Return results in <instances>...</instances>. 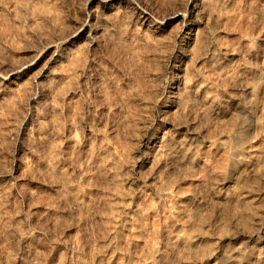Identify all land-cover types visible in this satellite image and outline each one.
Instances as JSON below:
<instances>
[{
	"label": "rangeland",
	"instance_id": "1",
	"mask_svg": "<svg viewBox=\"0 0 264 264\" xmlns=\"http://www.w3.org/2000/svg\"><path fill=\"white\" fill-rule=\"evenodd\" d=\"M263 229L264 0H0V264H264Z\"/></svg>",
	"mask_w": 264,
	"mask_h": 264
},
{
	"label": "bare ground",
	"instance_id": "2",
	"mask_svg": "<svg viewBox=\"0 0 264 264\" xmlns=\"http://www.w3.org/2000/svg\"><path fill=\"white\" fill-rule=\"evenodd\" d=\"M20 66H21V65H20ZM20 66H19L20 70H23V69L26 68L28 65L21 66V67H20ZM243 87H244V86H243ZM247 87H248V86H247ZM251 87H252V86H251ZM243 89H244V88H243ZM247 90H248V89H246V91H247ZM251 90H252V88H251ZM248 92H249V91H248ZM238 120H239V119H238ZM240 120H242V119H240ZM239 123H240V121H239ZM262 224H263V223H262ZM263 230H264V229H263ZM256 232H257V231H256ZM261 233H262V232H261ZM250 234H252V233H250ZM258 235H259V234H258ZM260 235H261V234H260ZM255 236H256V235H255ZM261 236H262V235H261ZM253 237H254V236H253ZM258 237H259V236H257V238H258ZM247 238H248V236H247ZM254 239H256V238L254 237ZM258 239H259V238H258ZM252 240H253V239H251V241H252ZM247 241H250V239H249V240L247 239ZM247 241H246V242H247ZM246 242H243V243H246ZM243 243H242V244H243ZM252 243H253V242H252ZM255 243H257V242H255ZM253 245H254V244H253ZM255 245H256V244H255ZM256 246H257V245H256ZM256 246H255V247H256ZM262 246H263V245H262ZM243 247H244V246H243ZM245 248H246V247H245ZM252 248H253V247H252ZM241 249H243V248L241 247ZM263 249H264V247H263ZM238 250H239V249H238ZM250 250H252V249H250ZM254 250H255V248H254ZM256 250H257V249H256ZM234 251H235V250H234ZM246 251H247V250H246ZM248 251H249V250H248ZM237 252H238V251H237ZM232 253H233V252H232ZM232 253H231V254H232ZM248 253H249V252H248ZM254 253H255V251H254ZM262 253H263V255H264V251H263ZM237 254H238V253H237ZM245 254H246V252H245ZM252 254H253V252H252ZM256 254H257V253H256ZM256 254H255V255H256ZM249 255H250V254H249ZM253 255H254V254H253ZM229 256H230V255H229ZM233 256H235V255H233ZM233 256H230V257H233ZM236 256H237V255H236ZM241 257H242V255H241ZM246 257H247V256H246ZM246 257H244V258H246ZM260 257H261V256H260ZM233 258H235V257H233ZM237 258H238V256H237ZM247 258H248V257H247ZM248 259H249V258H248ZM256 259H257V258H256ZM233 260H234V259H233ZM233 260H232V261H233ZM237 260H238V259H237ZM242 260H243V258H242ZM245 260H246V259H245ZM257 260H258V259H257ZM234 262H235V261H234ZM240 262H241V261H240ZM249 262H250V261H247L246 264H249ZM257 262H258V261H257ZM218 263H219V262H218ZM241 263H242V262H241ZM260 263H261V262H260ZM236 264H237V263H236ZM238 264H239V263H238ZM242 264H244V263H242Z\"/></svg>",
	"mask_w": 264,
	"mask_h": 264
}]
</instances>
